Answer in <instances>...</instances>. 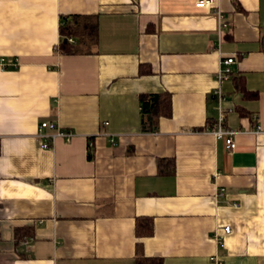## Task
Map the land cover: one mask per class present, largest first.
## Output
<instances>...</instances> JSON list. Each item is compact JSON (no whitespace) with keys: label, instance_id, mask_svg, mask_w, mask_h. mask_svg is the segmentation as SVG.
Returning <instances> with one entry per match:
<instances>
[{"label":"crops","instance_id":"0c3cea01","mask_svg":"<svg viewBox=\"0 0 264 264\" xmlns=\"http://www.w3.org/2000/svg\"><path fill=\"white\" fill-rule=\"evenodd\" d=\"M197 1L0 0V264H264V136L209 133L220 87L227 128H264V0ZM69 15L99 18L91 54L57 50ZM151 94L172 115L143 133Z\"/></svg>","mask_w":264,"mask_h":264},{"label":"trees","instance_id":"16d2710c","mask_svg":"<svg viewBox=\"0 0 264 264\" xmlns=\"http://www.w3.org/2000/svg\"><path fill=\"white\" fill-rule=\"evenodd\" d=\"M61 40L57 50L63 55L91 54L93 47L99 41V18L97 16L69 15L61 18ZM73 39L75 43L71 42ZM67 40V42L65 41ZM150 73L145 67L142 74ZM142 115V132L153 133L159 128L162 117H171L172 98L166 94L144 95L140 101ZM138 237H149L154 233V221L151 218H139L136 224ZM23 235V236H22ZM26 235L23 232L17 235L21 241ZM17 242V243H18ZM136 264H163L161 258H149L138 255Z\"/></svg>","mask_w":264,"mask_h":264},{"label":"built area","instance_id":"2783aa9c","mask_svg":"<svg viewBox=\"0 0 264 264\" xmlns=\"http://www.w3.org/2000/svg\"><path fill=\"white\" fill-rule=\"evenodd\" d=\"M217 1L219 0H198L197 6L199 8H208L214 5ZM70 41L75 43L73 39H70ZM234 63H235V59L232 57L221 60L220 69L217 75V80L219 81V83H222L230 78V76L233 73L232 65ZM10 64H14V66L17 67L18 61H16L15 59H10V58H5V57L0 58V66H2L3 69H9ZM214 97L219 104V108H218L219 117L215 121L209 133L212 134L217 139L224 140L226 143L227 149L229 150L236 149V143L234 139L238 135L252 134L255 136H264V128H261V127H257L253 130L246 131V132H241V131H237L231 128H227L226 127V112L223 106L225 98H224L221 87L215 91ZM47 130L49 131V133L47 132ZM38 136L44 140L43 148L51 149L55 141L58 139H62L68 143L71 142L75 137V133L70 130L62 129L55 122H42L39 126ZM224 232L227 235L230 234L231 227H226Z\"/></svg>","mask_w":264,"mask_h":264},{"label":"water","instance_id":"95a60500","mask_svg":"<svg viewBox=\"0 0 264 264\" xmlns=\"http://www.w3.org/2000/svg\"><path fill=\"white\" fill-rule=\"evenodd\" d=\"M67 42V40H65Z\"/></svg>","mask_w":264,"mask_h":264}]
</instances>
